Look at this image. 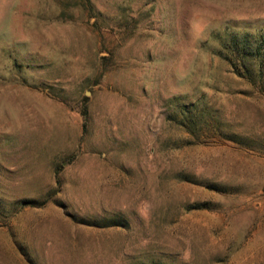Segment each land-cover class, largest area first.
<instances>
[{"label":"rangeland","instance_id":"1","mask_svg":"<svg viewBox=\"0 0 264 264\" xmlns=\"http://www.w3.org/2000/svg\"><path fill=\"white\" fill-rule=\"evenodd\" d=\"M246 34L264 0H0V264H264Z\"/></svg>","mask_w":264,"mask_h":264},{"label":"trees","instance_id":"2","mask_svg":"<svg viewBox=\"0 0 264 264\" xmlns=\"http://www.w3.org/2000/svg\"><path fill=\"white\" fill-rule=\"evenodd\" d=\"M232 46L237 51V63L241 65L248 79H255L257 81L264 80V34L256 40V44L251 46L249 34L232 36ZM254 58L257 61L254 69L247 67L248 58Z\"/></svg>","mask_w":264,"mask_h":264}]
</instances>
